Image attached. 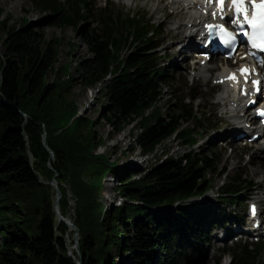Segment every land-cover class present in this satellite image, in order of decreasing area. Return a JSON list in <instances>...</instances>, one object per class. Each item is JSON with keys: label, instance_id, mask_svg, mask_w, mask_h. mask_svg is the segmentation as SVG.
I'll use <instances>...</instances> for the list:
<instances>
[{"label": "trees", "instance_id": "16d2710c", "mask_svg": "<svg viewBox=\"0 0 264 264\" xmlns=\"http://www.w3.org/2000/svg\"><path fill=\"white\" fill-rule=\"evenodd\" d=\"M31 1L46 20L31 24L23 17L11 25L0 7V264H192L209 242L206 228L225 224L224 205L239 202L252 186L245 173L231 175L213 146L167 158L135 180L141 170L112 167L108 155L93 154L104 143L97 131L102 122L115 132L129 125L140 130L134 143L147 155L173 136L193 146L196 130L218 132L215 117L195 108L194 95L165 113L159 107L162 87L174 79L164 65L168 55L159 51L163 27L140 13L111 12L100 30L87 29L95 19L89 0ZM44 25L79 31L91 56L75 72L71 64H59L63 40L48 38ZM69 45L68 55L79 46ZM77 80L104 97L99 118L76 119ZM109 174L125 202L107 210L103 180ZM53 179L63 217L74 202L71 218L80 230L75 259L69 255L75 232L57 217ZM216 188L218 205L190 202ZM224 252L231 264H264L262 242L235 243Z\"/></svg>", "mask_w": 264, "mask_h": 264}, {"label": "rangeland", "instance_id": "374dc122", "mask_svg": "<svg viewBox=\"0 0 264 264\" xmlns=\"http://www.w3.org/2000/svg\"><path fill=\"white\" fill-rule=\"evenodd\" d=\"M89 1L95 8V19L88 22L87 29L100 30L104 25L105 15L111 12L132 15L140 13L141 16H146V18L152 19L154 23L160 24L163 27L165 34L161 49H163L162 52L168 55V61L166 63L174 71L172 73L174 79L168 85L162 87L163 95L159 102V107L165 113L170 106L177 105L176 107H178L181 104L180 101L183 99H186L187 103H190L188 96H197L194 102L195 108L199 111L208 112L211 117L213 115L216 116L215 126L218 132L209 131L201 133L202 131L196 130L194 135L195 139L198 140V144L195 147L196 151L199 152L200 150L198 148L203 147L201 150L208 152L210 151V147L213 146L216 151L222 152V163L230 168L231 175L236 171L244 172L246 178L252 183V186L241 195L239 205L234 207L230 204H225V209L231 215V218L234 219V223H237L236 219L242 222L248 221L247 208L245 210L244 201L250 197L258 200L261 203L262 211H264V173H260L261 169L264 171V166L261 165L259 169V164L260 162L262 163L261 160H264V154L260 150L261 147L259 144L249 147L244 145V142L233 141L231 131L235 130L238 124L235 120L226 117L227 109L221 103L220 99V95L224 92V89L219 86H214L212 81V78L218 74L222 66H226V63H231L225 62L224 60L220 63L218 59L212 60L208 63L211 70L208 72L207 78H203L202 73L193 69L194 62L190 58L191 53L187 55L180 51L187 44L186 37L189 35L186 27L183 26L179 29L181 24L186 23L187 17L182 11L181 5L174 6L168 0ZM0 7L5 10L6 16H10L9 23L11 25L20 24V19L23 17H27L31 21V24L40 23L47 18V14L42 12L31 0H0ZM43 30L48 38L58 36L63 40L59 64L69 63L71 64V69L75 72L79 61L91 56L88 47L82 40L80 32L72 27L58 28L54 25H44ZM0 36L3 37V34H0ZM192 39V41H195L194 37ZM70 42L79 44V46L68 55L67 52L70 50ZM49 79L52 81L53 76L49 75ZM72 96L76 100L81 113L93 119L100 117L99 111L104 98L100 92L94 89L84 88L77 80L72 90ZM97 131L104 138V143L98 151L100 150L101 154L108 155L110 161L116 162V164L111 166H117V163H119L122 168L126 166L131 168L135 167L142 171L139 176L147 172L150 167L156 166L166 152L173 151L180 156L189 149H193L189 144H183L181 146V142L179 144L177 138H171L166 148L159 147L157 149V161L156 159H151V157L148 158L149 156L142 157V152L135 145L133 139L140 130L133 128V125H129L122 132H115L108 123L102 122L97 127ZM131 146L134 147V150L129 149ZM166 149L167 151L164 152ZM125 150H127L126 154L123 153ZM252 170L254 171L252 172ZM217 184H221V180H217ZM114 186L116 187V183L114 182L106 186L104 191L105 200H107L106 195H108L110 200H113V194L116 192ZM217 196V192L214 191L209 193L205 200L216 203L218 201ZM70 203L71 206L68 216L71 218L74 212L72 207L74 206V202L71 201ZM109 204L108 202L106 205L110 206ZM118 204L119 200L116 201V205ZM14 220L18 219L15 217ZM8 224L9 222H6L4 226ZM229 227H232V230L238 228V226H232L231 223L226 229ZM5 233L3 231L4 235ZM224 233V231H220L219 229L214 230L210 235L211 242L204 245L203 253H197L193 257L192 264H231V258L224 256L219 251L223 246L220 238ZM228 245L231 246L232 243L229 242ZM72 248L73 246L69 249V255H72Z\"/></svg>", "mask_w": 264, "mask_h": 264}, {"label": "bare ground", "instance_id": "6f19581e", "mask_svg": "<svg viewBox=\"0 0 264 264\" xmlns=\"http://www.w3.org/2000/svg\"><path fill=\"white\" fill-rule=\"evenodd\" d=\"M169 1V3H171L172 5H174V6H177V5H180V4H182V6H183V11H186L189 15H190V19H189V21H187V23L186 24H181L180 25V27H179V29H181L183 26L184 27H188V25L190 24V23H193V26H192V28L190 29V35L187 37V44H186V48L185 47H183L182 48V52L184 53V54H189L190 52H191V46H196V41H192V39H191V37H192V30H194V29H196L197 28V24H196V22L198 21V18L196 17L195 19H193L194 18V16H195V6H196V4H195V1L196 0H168ZM201 61V60H200ZM211 61V60H210ZM223 67H222V69L219 71V74H218V76L220 75V74H222L223 73ZM211 70V68L207 65L205 68H203L202 70H201V73L202 74H204V76H205V78L207 77V74H208V72ZM218 76H216V77H214V78H212V81L213 80H215V79H218L219 77ZM220 99H221V101L225 104L224 106H225V108H227V106H228V104H229V106H230V108H228V110H227V112H226V117L228 118V119H233V120H237V118L244 112L243 110H238L239 109V107H240V104H239V101L237 100V98H236V95H235V93L233 92V91H230V90H228V89H225L224 90V92L220 95ZM167 144H169V141L168 142H166L162 147L163 148H165L166 146H167ZM169 147V146H168ZM261 150H262V153L264 154V146H262L261 147ZM98 153V152H97ZM184 154V153H183ZM149 156V157H148ZM170 156H172V157H174L175 159H178V158H180V156L179 155H177V153H175V152H170V154L169 155H165L164 156V158H163V160H161V162H163L164 161V159H166V158H168V157H170ZM142 157H148V158H150L151 157V159H156V157H157V155H156V152L155 153H152V154H149V155H145V156H142ZM262 161V163L260 162V164H259V169H260V166L261 165H263L264 166V160H261ZM251 165H252V162H251ZM264 168V167H263ZM259 169H256V170H259ZM255 170V169H254ZM254 170H252V172L254 171ZM257 173V172H256ZM260 173H264V171L261 169V171H260ZM254 175H258V174H254ZM264 175V174H263ZM111 179V182H112V184H113V182L114 183H117V180L114 178V177H111L110 178ZM123 201V199L122 198H120L119 199V203L120 202H122ZM114 205L112 204L111 205V208L113 207ZM110 208V209H111ZM67 220L69 221V222H72V220H71V218H67ZM72 251H75L76 249L75 248H72L71 249ZM73 254V253H72Z\"/></svg>", "mask_w": 264, "mask_h": 264}, {"label": "snow or ice", "instance_id": "6c2138e0", "mask_svg": "<svg viewBox=\"0 0 264 264\" xmlns=\"http://www.w3.org/2000/svg\"><path fill=\"white\" fill-rule=\"evenodd\" d=\"M206 2H209V3H215L217 2V0H206ZM233 2V6L235 8V15L234 17L231 19L230 23L232 24H237L238 23V17L239 15L241 14V6L243 4V0H232ZM219 3L221 4V8L223 10V4H224V0H219ZM253 8H256V7H260L262 9L261 13L259 14V26H260V29H261V33L262 35H264V4H261L259 6L253 4L252 5ZM213 16L216 15V13H212ZM244 20L250 24L251 27H253V29H255L257 27V20L256 18H254L253 20H248V17H247V14L245 12L244 14ZM239 27H243V25H239ZM221 31L223 32L224 29H221ZM242 35H247L246 33H242ZM228 36H229V39L232 41V43H228L227 46L231 49L232 48V44L235 43L234 41V38L231 36L230 33H228ZM227 43V42H226ZM252 47H258V45L256 44V41H255V37L253 36L252 37V44H251ZM261 51H264V47L261 48ZM252 55H255V53H251ZM231 55V53H230ZM261 63H264V61H261ZM248 70L245 69V68H241V74H245ZM230 79H233L235 80L236 77H235V74H233ZM255 83V82H254ZM261 116H264V112L260 113ZM255 207L253 206L252 208V213L253 215H255Z\"/></svg>", "mask_w": 264, "mask_h": 264}, {"label": "water", "instance_id": "95a60500", "mask_svg": "<svg viewBox=\"0 0 264 264\" xmlns=\"http://www.w3.org/2000/svg\"><path fill=\"white\" fill-rule=\"evenodd\" d=\"M99 92V91H98ZM44 145L45 147L48 149V151L50 152L51 154V159H54V153L48 148L47 146V143H46V137L44 138ZM50 185L54 188V190L56 191V200H55V203H54V208H55V211L57 213V217L59 219V221L61 222H64L66 223L69 228L75 232L74 234V245H73V248L76 249L77 253H79V250H80V247H79V241H80V230L79 228L75 225V218L71 219L72 222H69L65 217H63V215L61 214L60 212V207H59V201L61 200L62 198V193L57 185V182L55 179H53L51 182H50ZM72 256V255H71ZM74 259L75 257L72 256ZM76 264H82L80 260H76Z\"/></svg>", "mask_w": 264, "mask_h": 264}]
</instances>
